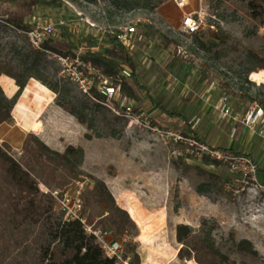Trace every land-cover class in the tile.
I'll use <instances>...</instances> for the list:
<instances>
[{
    "label": "rangeland",
    "instance_id": "1",
    "mask_svg": "<svg viewBox=\"0 0 264 264\" xmlns=\"http://www.w3.org/2000/svg\"><path fill=\"white\" fill-rule=\"evenodd\" d=\"M249 1L187 0L184 11L200 13L209 27L192 34L182 27L176 0H0V70L7 75L12 69L24 84L21 88L12 77L18 86L12 96L0 84L12 115L0 132L9 153L39 187L36 195L21 193L0 164V264H47L45 250L58 244L52 231L65 219L43 190L76 187L82 189L87 232L97 236L106 255L114 242L119 244L117 264H137L136 254L139 264H199L178 256L180 223L236 264H264V138L239 120L247 109L264 107V81L253 74L264 69L252 54L264 56V24L251 17ZM36 20L55 24L48 42L61 52L36 49L19 31L20 23L31 27ZM127 25L136 28L129 50L140 81L159 102L184 114L198 138L185 134V121L146 97L122 106L83 94L54 56L85 58L90 37ZM61 103L75 107L84 121ZM226 103L230 114L225 117ZM36 119L40 132L25 136L22 131ZM232 127L239 129L235 137ZM170 131L213 147H219L214 139L221 136L225 148H219L240 155L226 150L233 141L234 148L254 154L261 164L260 169L248 155L258 165L259 185L230 161L205 155L211 161L205 162ZM35 136L59 152L70 145L83 152L70 153L68 164L59 165L33 150ZM97 180L105 182L120 208L128 212V198L136 203L146 217V233L129 212L135 224L127 222L119 232L107 206L95 200ZM114 214L123 216L115 209Z\"/></svg>",
    "mask_w": 264,
    "mask_h": 264
},
{
    "label": "trees",
    "instance_id": "2",
    "mask_svg": "<svg viewBox=\"0 0 264 264\" xmlns=\"http://www.w3.org/2000/svg\"><path fill=\"white\" fill-rule=\"evenodd\" d=\"M249 8L251 10V17L258 19L260 24H264V0H250ZM18 26L19 28H30L28 23H20ZM44 47L55 52H61L51 46L48 41L44 44ZM252 54L260 62L259 68L264 69V56L258 52H252ZM85 58L91 60L111 76H115L127 69L130 72V77L123 80L121 87L125 95L136 102H142L144 97L148 98L154 106L163 110L171 117H178L185 121L187 131H189L185 132L186 135L193 132V125L184 114L176 109H170L159 102L140 81L137 63L129 48L122 44L114 34L90 37L85 50ZM3 73L0 70V76ZM6 74L16 78L18 85L21 88L24 87V84L18 79L17 73L12 71V69L7 71ZM95 94L101 97L96 91ZM61 105L72 114L77 115L79 121H84L82 116L78 115L75 107L64 103H61ZM11 116L9 99L3 95V90L0 86V124L8 121ZM192 135L198 138L195 132ZM33 140L35 143L33 150L37 152L39 157L45 156L46 159L54 160L59 165L68 164L70 153L83 152L82 148L73 145L68 146L65 152H59L52 149L37 136ZM9 149L10 144L7 141H3L0 144V164L5 170L7 181L23 194L28 196L36 195L39 193L38 183L32 178L30 172L25 170L21 163L9 153ZM226 150L236 154L244 153L251 155V153L235 151L233 149L226 148ZM204 158L205 162H211L208 159L209 157L205 156ZM93 191H95V200L100 204H105L109 209V215L112 218L111 223L119 232L124 233L127 222L135 224L129 217L128 212L115 204V199L104 181L97 180L93 186ZM110 201H112L111 204L109 203ZM30 202H33V199H30ZM54 204L55 202H53ZM114 209L123 215L120 219L115 216ZM52 234L54 240L58 241V244L53 249L47 247L45 250L47 264H117L118 262L116 256L106 255L102 245L97 240V236L93 233H88L80 220L73 219L59 222L55 230L52 231ZM177 238L182 243V247L178 252V256L182 259H194L199 264H236L209 239L205 237H193L192 228L188 224L180 223L177 226ZM135 263H140L138 254H136Z\"/></svg>",
    "mask_w": 264,
    "mask_h": 264
},
{
    "label": "built area",
    "instance_id": "3",
    "mask_svg": "<svg viewBox=\"0 0 264 264\" xmlns=\"http://www.w3.org/2000/svg\"><path fill=\"white\" fill-rule=\"evenodd\" d=\"M176 1L183 11L182 27L186 32L193 34L209 28L204 17L200 13L184 11L187 0ZM211 28H214V26L211 25ZM19 31L27 35L34 48L49 51V49L44 47V44L55 34L56 28L53 22L36 20L33 21V25L30 28H19ZM112 34H114L122 44L130 48L134 43L136 28L133 25H127L112 32ZM54 56L58 58L62 64L63 72L66 74L67 78L77 85L83 94L95 98L96 91L107 102L118 101L122 106L129 103L130 98L123 93L121 88L123 80L130 77V72L127 69L115 76H111L105 73L91 60L79 55L70 56L61 53H54ZM229 114L230 108L226 103L222 107L221 116L226 117ZM239 120L244 123L250 131L257 133L264 138L263 106L256 105L255 107L248 109L243 115H241V117H239ZM235 131L236 129L234 128L232 133L233 136ZM168 134L174 136L177 141L188 142L201 157L208 155L220 161H230L235 169L243 172L245 176L251 179L254 183L259 182L257 177L258 165L248 155L240 154L231 156L221 148L213 147L195 137H187L181 133L173 131H170ZM260 187L264 189V186L261 184ZM76 188L77 189L73 191L72 188L54 190L45 189L43 191L46 194H50L54 199L55 208H58L62 212L65 220H80L87 230L86 218L82 215V189L81 187ZM118 250L119 244L114 242L113 247L111 246L107 253L109 256H115Z\"/></svg>",
    "mask_w": 264,
    "mask_h": 264
},
{
    "label": "crops",
    "instance_id": "4",
    "mask_svg": "<svg viewBox=\"0 0 264 264\" xmlns=\"http://www.w3.org/2000/svg\"><path fill=\"white\" fill-rule=\"evenodd\" d=\"M254 74V73H253ZM0 84L2 85V87L5 89V91L7 92V94H8V96H12V95H14V93L18 90V86H17V84H16V82H15V80L12 78V77H10V76H7V75H1L0 76ZM248 110V109H247ZM246 110V111H247ZM245 111V112H246ZM36 122H39L37 119L35 120V121H33L32 122V124H31V126H30V129L28 130L27 129V131H22V133L23 134H25V136H26V134H27V132H29V131H31V132H36V133H38V132H40V125L38 126V127H36L35 128V124H36ZM3 124V123H2ZM1 125V124H0ZM197 126L195 125L193 128H196ZM236 129V131H235V134L234 135H236V134H239V131H238V133H237V130H239L238 128H236V127H232L231 129L233 130V129ZM230 130V129H229ZM231 130V131H232ZM250 130V129H249ZM26 132V133H25ZM229 132V131H228ZM252 134H254L255 132H252V131H250ZM195 133H196V131H195ZM223 133V134H222ZM221 134L222 135H227V132L225 131V132H222ZM255 134H257V133H255ZM257 135H259V134H257ZM260 136V135H259ZM235 137V136H234ZM8 138V137H7ZM251 139V138H250ZM0 140H2V141H7V139H6V135H4L2 132H0ZM214 141L216 142V144H218V146L219 147H224L225 145L223 144V142H222V137L221 136H218V137H216L215 139H214ZM229 144H230V146L232 147L231 149H233V150H235V151H240V150H238V149H236V148H234V142L233 141H229ZM224 145V146H223ZM225 148V147H224ZM226 148H228V147H226ZM243 152V151H242ZM250 153V152H249ZM252 154V153H251ZM253 156H254V154H252ZM253 158H256L255 156L253 157ZM256 160H257V158H256ZM257 163L259 164V168L261 169L262 168V166H261V164L258 162V160H257Z\"/></svg>",
    "mask_w": 264,
    "mask_h": 264
},
{
    "label": "bare ground",
    "instance_id": "5",
    "mask_svg": "<svg viewBox=\"0 0 264 264\" xmlns=\"http://www.w3.org/2000/svg\"><path fill=\"white\" fill-rule=\"evenodd\" d=\"M255 79H260L264 81V70L259 72H254ZM40 125V122H36L35 128ZM127 207L128 212L130 213L131 217L142 227L143 234L148 230V223L146 222V217L136 205V203L131 199L128 198L125 200L124 203Z\"/></svg>",
    "mask_w": 264,
    "mask_h": 264
}]
</instances>
